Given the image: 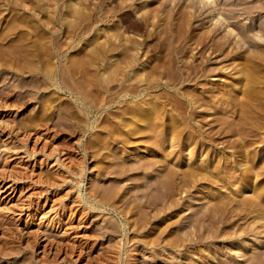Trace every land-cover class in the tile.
<instances>
[{"label":"rangeland","instance_id":"obj_1","mask_svg":"<svg viewBox=\"0 0 264 264\" xmlns=\"http://www.w3.org/2000/svg\"><path fill=\"white\" fill-rule=\"evenodd\" d=\"M240 1L0 0V247L16 248L2 263L264 256V49L234 36L264 38V0L250 16ZM232 62L256 75L259 97L233 89ZM119 162L134 169L120 174ZM156 176L171 196L134 225V201L156 198L146 187ZM112 186L120 195L105 206ZM254 238L259 251L243 250Z\"/></svg>","mask_w":264,"mask_h":264},{"label":"bare ground","instance_id":"obj_2","mask_svg":"<svg viewBox=\"0 0 264 264\" xmlns=\"http://www.w3.org/2000/svg\"><path fill=\"white\" fill-rule=\"evenodd\" d=\"M201 1H203V3H209L211 6H213L214 4H215V0H207V1H205V0H201ZM255 1V2H254ZM256 1H257V3H258V1H261V0H241L240 2H241V4L243 3V5H245L244 6V11L245 12H247L248 13V15L249 14H252V13H254L255 11H258V9H259V4L257 5L256 4ZM226 2V1H225ZM234 2V4H236V3H238V2H236V1H231V3H233ZM262 2V1H261ZM230 3V2H229ZM264 3V2H263ZM208 4V5H209ZM223 4V3H222ZM221 4V5H222ZM262 4V3H261ZM227 5H228V3H227ZM229 6H230V4H229ZM235 6V5H234ZM236 7V6H235ZM260 7H261V5H260ZM263 5H262V10H264L263 9ZM219 12L220 11H218V13L217 14H219ZM260 12V11H259ZM246 14V13H245ZM250 16V15H249ZM216 17V16H215ZM248 18V17H247ZM223 19V18H222ZM222 19L220 20L221 21V24L223 23L222 22ZM252 20V19H251ZM262 21V20H261ZM220 24V23H219ZM254 24V23H253ZM226 25V24H225ZM264 25V24H263ZM259 26V25H258ZM262 26V25H261ZM241 27H243V26H241ZM264 27V26H263ZM262 27V28H263ZM231 28V27H230ZM212 29V28H211ZM238 29V28H237ZM240 29V28H239ZM242 30H243V28H242ZM242 30H237L236 31V29H235V31H234V29H233V31L235 32V35L234 36H236V35H240V37H241V40H244L243 42H245V43H247V47H248V49H249V47H254L255 49H258V50H262L263 51V49H264V38H262L263 36H262V34H258V33H256L255 32V35L256 36H258V38L257 39H255V38H253V36H250L247 32H244V31H242ZM214 31V30H213ZM255 31V30H254ZM261 31H263V33H264V29H261ZM260 31V32H261ZM230 32H232V29H231V31ZM259 32V33H260ZM215 33H216V31H215ZM231 34H233V33H231ZM230 34V35H231ZM254 35V36H255ZM230 38V37H229ZM259 39V40H258ZM211 40V39H210ZM212 40H214V38L212 39ZM229 41V40H228ZM212 42H214V41H212ZM216 43H219V42H216ZM221 43V42H220ZM225 43H227V41L225 42H223V44H225ZM215 44V43H214ZM213 44V45H214ZM228 44H231V43H228ZM238 44V43H237ZM218 46H220V45H218ZM218 46H216V45H214V46H212L213 48H212V50H215L214 49V47H218ZM223 46H225V45H223ZM236 47V46H235ZM220 48V47H219ZM218 48V49H219ZM222 48V47H221ZM230 48V47H229ZM229 48H227V50H231V49H233L234 50V48H231V49H229ZM239 48V50H243L242 48H241V46H239L238 47ZM253 48V49H254ZM245 49V48H244ZM247 49V48H246ZM247 49V50H248ZM216 50H217V48H216ZM235 50H237V47H236V49ZM249 50H251V49H249ZM254 51V50H253ZM256 52H257V50H255ZM235 52V51H234ZM241 52H243V51H241ZM211 54H212V52H211ZM241 54V53H240ZM239 54V55H240ZM244 54H248V52L246 51L245 53H243V55ZM251 54V53H250ZM255 54V53H254ZM235 55V54H234ZM238 55V56H239ZM258 55V54H257ZM256 55V56H257ZM260 55V54H259ZM249 56V55H248ZM252 56V55H251ZM251 56H250V59H251ZM253 56H255V55H253ZM255 56V57H256ZM232 57V56H231ZM255 57H253L254 59H255ZM260 57V56H259ZM235 58L237 59V57H235L234 56V61H235ZM243 58V57H242ZM246 58H249V57H247V55H246ZM245 57L242 59V60H244V59H246ZM254 59H252V60H254ZM260 59H262V58H260ZM259 60V59H258ZM225 62V61H224ZM241 62H243V61H241ZM245 62L247 63V62H249V59L247 60H245ZM253 62V61H252ZM255 62V61H254ZM234 65H236L235 64V62H232ZM225 64V63H224ZM242 65H244L245 63H241ZM248 64V63H247ZM250 64V63H249ZM248 64V65H249ZM252 64V63H251ZM240 65V64H239ZM237 66L235 69V71L230 75L231 76V78H232V80H234V82H233V84H232V86H233V89L234 90H238V92H242V90H245L246 88H248V86L250 87V85H252V86H254V87H256L255 86V84L253 85L252 84V82L253 81H255V76H253L254 74H251L252 76H250V74L248 75L247 73V76H243V74L245 75V72H244V67L241 65V66ZM246 65V64H245ZM244 65V66H245ZM254 65V64H253ZM225 66V65H224ZM230 65H226V67H225V70H227L228 69V67H229ZM232 66V65H231ZM256 66V65H255ZM235 67V66H234ZM249 67H251V66H249ZM231 68V67H230ZM248 68V67H247ZM247 70V69H246ZM250 70V69H249ZM257 70V69H256ZM259 71V70H258ZM254 72V71H253ZM255 73V72H254ZM256 74V73H255ZM227 75V74H226ZM258 77V76H257ZM213 79L214 80H218L219 79V77L217 76H215V77H213ZM259 79V78H258ZM227 80V79H226ZM256 81H259V80H256ZM229 82H231V79L229 80ZM260 82H262V81H260ZM232 83V82H231ZM231 83H229V84H231ZM249 83H250V85H249ZM254 83V82H253ZM255 83H258V82H255ZM260 84V83H259ZM251 86V87H252ZM250 87V88H251ZM230 88H232L231 86H230ZM248 89L247 90V92L248 91H250L251 93H252V96H253V98H255L254 96L256 95V97L258 96V94H260V93H258L259 91V87L257 88V90L256 89H253V88H251V89ZM230 90H232V89H230ZM230 90L229 91H227V95L228 94H232V93H230ZM263 90V89H262ZM261 91V90H260ZM224 92V91H223ZM233 92V91H232ZM238 92H236V93H238ZM247 92H246V94H247ZM249 92V93H250ZM221 93V92H220ZM248 93V94H249ZM223 94V93H222ZM262 94H263V92H262ZM223 96V95H222ZM232 96V95H231ZM234 96V95H233ZM264 96V95H263ZM225 97H227V96H225ZM259 97V96H258ZM249 98V97H248ZM252 99V98H251ZM251 99H249V100H251ZM264 99V98H263ZM262 102V101H261ZM2 119V118H1ZM4 119V118H3ZM6 121V120H5ZM4 121V122H5ZM7 122V121H6ZM2 123V122H1ZM9 124V123H8ZM7 124V125H8ZM137 128V127H136ZM130 130V129H129ZM135 132V131H134ZM131 134V133H130ZM125 135V134H124ZM124 135H122V136H124ZM121 136V137H122ZM129 138V137H128ZM127 140H129V139H127ZM124 141H126V140H124ZM128 143V142H127ZM123 159V158H122ZM116 161V160H115ZM112 163V162H111ZM151 163V162H150ZM116 165V167L114 166V168L116 169V171H120V172H122V173H120V174H126V173H128L129 171H132L134 168L133 167H131V166H128L127 164L125 165V163H121L120 164V162L119 163H115ZM118 164V165H117ZM141 164V163H140ZM143 164V163H142ZM112 165V164H111ZM144 166H145V164H143ZM118 166V167H117ZM149 166V165H148ZM151 166V165H150ZM113 167V166H112ZM142 166H139V168H141ZM152 167V166H151ZM150 167V168H151ZM143 168V167H142ZM149 168V167H148ZM202 168V167H201ZM109 169H111V168H109ZM147 169V168H146ZM191 169V168H190ZM197 169V168H196ZM142 170V169H141ZM201 170V169H200ZM199 170V171H200ZM110 171V170H109ZM112 171H115V170H112ZM144 171V170H143ZM194 171V170H193ZM202 171V170H201ZM171 172V171H170ZM173 172V171H172ZM189 172L191 173V171L189 170ZM117 173V172H116ZM187 173V172H186ZM194 173V172H193ZM201 173V172H200ZM224 173V172H223ZM118 174V173H117ZM171 174V173H170ZM169 174V175H170ZM178 174V173H177ZM196 174H198V171L196 172ZM187 175V174H186ZM118 176V175H117ZM121 176V175H120ZM167 176H168V174H167ZM185 176V175H184ZM190 176V175H189ZM188 176V177H189ZM192 176V175H191ZM157 178H155L154 179V181H152V179H151V182H148L147 181V184H146V187L147 188H149L148 190L149 191H151V190H153L152 188L154 187V188H156L155 189V191H158L159 193H157V192H155L157 195H155V196H153L155 193H152L151 195L153 196V197H156L154 200H151V197H149V195H148V191L147 192H144L145 194H144V197H146L144 200L142 199H140L139 197V199L138 200H136L135 199V201H134V208L137 210V212L135 211H133L132 209V207H131V210H129L130 212V215H129V217H131V216H136V214L135 213H137V216L136 217H132L133 219H134V225H141L142 223H144V221H148V219H150L149 218V216H150V212L148 211L149 209H148V207L150 208V206H152V203H154V202H156V204H159V203H161L162 202V199H164V198H170V196H171V193H170V188H168V187H170V186H168L167 187V184H165L164 183V180H162V178H160L159 176H156ZM172 177H173V175H172ZM193 177V176H192ZM191 177V178H192ZM195 177V176H194ZM184 178V177H183ZM190 179V178H189ZM115 180V179H114ZM169 180V179H168ZM73 181V180H72ZM116 181V180H115ZM120 181V180H119ZM183 181V180H182ZM246 181V180H245ZM170 182V181H169ZM113 183H114V181H113ZM112 184V183H111ZM117 184H118V182H117ZM117 184H116V186H115V184L113 185L114 186V188L115 187H117V188H119L118 186H117ZM170 184V183H169ZM173 184V183H172ZM172 184H171V186H172ZM236 184V183H235ZM217 185V184H216ZM10 185H8V187H9ZM109 186V185H108ZM113 186L112 187H110V191L111 190H114L113 192H112V194H109V189L107 190L108 192H106V193H108V195H110V197H107L108 198V200L109 201H106V203H102L103 205H108L109 203H110V201L112 202V201H114V198L116 197V195L117 194H119V191L120 190H117V188H116V190L115 189H111V188H113ZM228 186V185H227ZM10 187H12V186H10ZM244 187V186H243ZM103 188V187H102ZM108 188V187H107ZM121 188V187H120ZM124 188V187H123ZM227 188V187H226ZM93 190V189H92ZM143 190H145V189H143ZM237 190V189H236ZM2 191H4L3 189H2ZM102 191V190H101ZM173 191V190H172ZM171 191V192H172ZM104 192V191H103ZM124 192V191H123ZM154 192V191H153ZM88 193H90V192H88ZM111 193V192H110ZM151 193V192H150ZM149 193V194H150ZM232 193V192H231ZM101 194V193H100ZM163 194V195H162ZM240 194V193H239ZM92 195V194H91ZM99 195V194H98ZM120 195V194H119ZM118 195V196H119ZM143 193L141 194V197L143 198ZM150 195V196H151ZM251 195V194H250ZM100 196H102V195H99V197ZM104 196H106L105 194H104ZM126 196V195H125ZM133 196V195H132ZM139 196V195H138ZM164 196V197H163ZM245 196V195H244ZM121 197V196H120ZM123 197V196H122ZM224 197V196H223ZM235 197V196H234ZM233 197V198H234ZM237 197H239L238 195H237ZM248 197H250V196H248ZM259 197V196H258ZM102 198V197H101ZM172 198H173V196H172ZM246 198V197H245ZM90 199H91V196H88V199H86L85 201H90ZM96 199V198H95ZM104 199V198H103ZM111 199H113V200H111ZM161 199V202L159 201ZM223 199V198H222ZM237 199V198H236ZM252 199V198H251ZM254 199H255V197H254ZM259 199H261V198H259ZM105 200V199H104ZM120 200H122V199H120ZM170 200V199H169ZM217 200V199H216ZM81 201H82V199H81ZM103 201V200H102ZM119 201V200H118ZM131 201H133V200H131ZM157 201H159V202H157ZM171 201V200H170ZM225 201V200H224ZM233 201V200H232ZM235 201V200H234ZM245 201V200H244ZM255 201V200H254ZM108 202V203H107ZM116 202V201H115ZM121 202V201H120ZM127 203H128V201H126ZM258 202V201H257ZM119 203V202H118ZM131 203V202H130ZM225 203V202H224ZM224 203H223V205H224ZM247 203H248V201H247ZM251 203V202H250ZM253 203V202H252ZM123 204V203H122ZM155 204V203H154ZM167 204V203H166ZM165 204V206H167ZM169 204V203H168ZM216 204V203H215ZM234 204V203H233ZM239 204V203H238ZM256 204V203H255ZM128 205V204H127ZM131 205V204H130ZM252 205V204H251ZM251 205H249V206H251ZM264 205V204H263ZM262 205V206H263ZM95 206V205H94ZM104 206V207H105ZM113 206V205H112ZM160 206V205H159ZM215 206V205H214ZM220 206V205H219ZM224 206H226V205H224ZM236 206V205H235ZM258 206V205H257ZM117 207V206H116ZM125 207V206H124ZM123 207V208H124ZM240 207H241V204H240ZM253 207V206H252ZM119 208V207H118ZM227 208H228V206H227ZM236 208V207H235ZM260 208V207H259ZM262 208V207H261ZM96 209V208H95ZM126 209V208H125ZM123 210L124 212H122V213H124L123 215H124V217L126 218L125 220L126 221H128V222H126V223H130L129 222V220L128 219H130L129 217H127V214H129V213H127L128 211L127 210ZM130 209V208H129ZM134 209V210H135ZM155 209V208H154ZM158 209H162V208H158ZM222 209V208H221ZM226 209V208H225ZM231 208H229V210H230ZM247 209V208H246ZM10 210V209H9ZM115 210V209H114ZM205 210V209H204ZM210 210H212V209H210ZM215 210H217V208H215ZM122 211V210H121ZM126 211V212H125ZM208 211V210H207ZM213 211V210H212ZM225 211V210H224ZM227 211V210H226ZM235 211V210H234ZM241 211V210H240ZM255 211V210H254ZM153 212V211H152ZM155 212H157V213H155L156 215V218H159L160 217V215H161V211L159 210H157V211H155ZM164 212V211H163ZM214 212V211H213ZM223 212V211H222ZM242 212V211H241ZM252 212V211H251ZM125 213H127V214H125ZM225 213V212H224ZM243 213V212H242ZM135 214V215H134ZM152 215H153V213H151ZM213 214H215V212L213 213ZM216 214H218V213H216ZM234 214V213H233ZM238 214V213H237ZM240 214V213H239ZM126 215V216H125ZM200 215V214H199ZM248 215V214H247ZM154 216V215H153ZM152 216V217H153ZM162 216V215H161ZM212 216V215H211ZM222 216V215H221ZM226 216H228L227 214H226ZM256 216V215H255ZM202 218V217H201ZM200 218V219H201ZM210 218V217H209ZM227 218V217H226ZM245 218V217H244ZM256 218V217H255ZM262 218V217H261ZM153 219H154V217H153ZM218 219V218H217ZM221 219V218H220ZM123 220V219H122ZM161 220V219H160ZM226 220V219H225ZM133 221V220H132ZM152 221V220H151ZM202 221V220H201ZM218 221H220V220H218ZM125 223V224H126ZM147 223V222H146ZM36 225H38L39 223H35ZM131 224L133 225V222H131ZM203 224V223H202ZM40 225V224H39ZM132 225H130V226H132ZM143 225V224H142ZM159 225V224H158ZM212 225V224H211ZM210 225V226H211ZM60 226V223L58 224L57 223V225H56V227H59ZM109 226V225H108ZM113 226V225H112ZM111 226V227H112ZM118 226V225H117ZM250 226V225H249ZM55 227V228H56ZM110 227V228H111ZM142 227V226H141ZM141 227H139V228H141ZM234 227V226H233ZM107 228H109V227H107ZM159 228V227H158ZM206 228H207V226H206ZM248 228V227H247ZM251 228V227H250ZM253 228V227H252ZM131 229V228H130ZM155 228H153V230H154ZM222 229V228H221ZM245 229V228H244ZM254 229V228H253ZM63 230V229H62ZM114 230V229H113ZM250 230V229H249ZM255 230V229H254ZM118 231V230H117ZM253 231V230H252ZM256 231V230H255ZM112 232V231H111ZM208 232V231H207ZM214 232V231H213ZM244 232V231H243ZM206 233V232H205ZM231 233H233V231L231 232ZM3 234V233H2ZM162 234V233H161ZM202 234V233H201ZM210 234V233H209ZM236 234V233H235ZM257 234V233H256ZM204 235V234H203ZM211 235V234H210ZM232 235V234H231ZM244 235V234H243ZM5 236V235H4ZM4 236H2V237H4ZM44 236V235H43ZM52 236V235H51ZM206 236H208L207 234H206ZM212 236V235H211ZM9 237V236H8ZM13 237V236H12ZM45 237V236H44ZM50 237V236H49ZM48 237V238H49ZM201 237V236H200ZM204 237V236H203ZM231 237V236H230ZM258 237V236H257ZM6 238V237H5ZM4 238V239H5ZM55 238V237H54ZM155 238V237H154ZM206 238V237H205ZM229 238V237H228ZM14 239H15V237H14ZM60 239V238H59ZM189 239V238H188ZM194 239V238H193ZM207 239V238H206ZM255 239V238H254ZM46 240L48 241V243L49 244H51L52 243V241H53V239H51V240H48L47 238H46ZM145 240V239H144ZM150 240V239H149ZM201 240V239H200ZM258 239L256 238L255 240H254V244L252 243H250V242H248V239H244L243 240V243H242V249L244 250V249H246L247 247H253L255 244L258 246L257 247V249H253L254 251H255V253L257 252V251H259V243H260V245H261V243L263 242V240H262V242L260 241V240H258ZM33 241V240H32ZM130 241V240H129ZM156 241V240H155ZM155 241L153 240V242H152V240L150 241V243L152 242V244L153 243H155ZM158 241H159V238H158ZM171 241V240H170ZM180 241H182V240H180ZM179 241V242H180ZM185 241V240H184ZM199 241V240H198ZM14 242V241H13ZM29 242V241H28ZM54 242V241H53ZM63 242V241H62ZM145 242V241H144ZM178 242V241H177ZM183 242V241H182ZM259 242V243H258ZM157 243V242H156ZM168 243V242H167ZM175 243V242H174ZM44 244V243H43ZM75 244V243H74ZM92 244H94V243H92ZM171 244V243H170ZM3 245V244H2ZM5 245V247H0V261H1V256L2 257H6V256H10V255H12V253H14L15 251H16V248L15 247H9V245L7 246V243L6 244H4ZM3 245V246H4ZM58 245V244H57ZM56 245V246H57ZM174 244H172V246H173ZM175 245H177V244H175ZM12 246V245H11ZM30 246H31V244H30ZM73 246V245H72ZM33 247V246H32ZM31 247V248H32ZM60 247V246H59ZM66 247V246H65ZM262 247V246H261ZM19 248V247H18ZM73 248V247H72ZM255 248V247H254ZM20 249V248H19ZM43 249V248H42ZM59 249V248H58ZM58 249H55V250H58ZM71 249V248H70ZM233 249V248H232ZM82 250V249H81ZM160 250V249H159ZM262 250V249H261ZM261 250L259 251L260 253H264V252H261ZM20 251V250H19ZM19 251H18V253H19ZM22 251V250H21ZM66 251V250H65ZM71 251H73V250H71ZM128 251V250H127ZM232 251V250H231ZM242 251V250H241ZM250 251H252V250H250ZM263 251V250H262ZM26 252H27V250H26ZM88 252V251H87ZM253 252V251H252ZM17 253V252H16ZM30 253V252H29ZM129 253V252H128ZM206 253V252H205ZM237 253V252H236ZM254 253V254H255ZM27 254V253H26ZM25 254V255H26ZM85 254V253H84ZM136 253H134V255H135ZM238 254V253H237ZM245 254H247V253H245ZM259 253H256V255L254 256L253 254V257L251 258L250 257V259L249 260H245V259H241V257L243 256V253L241 252L240 254H238V255H236V258H231V260H229V261H227V262H225V263H223V264H264V256H262V254L261 255H258ZM24 255V254H23ZM24 255V256H25ZM125 255V254H124ZM130 255V254H129ZM129 255H128V257H129ZM208 255V254H207ZM27 256V255H26ZM32 256V255H31ZM132 257V256H131ZM213 257V256H212ZM30 258V257H29ZM244 258V257H243ZM247 258V257H246ZM5 259V258H4ZM23 259H24V257H23ZM23 259H21V260H23ZM48 259V258H47ZM130 259V258H129ZM6 260V259H5ZM25 260V259H24ZM23 260V261H24ZM30 260V259H29ZM42 260H44V259H42ZM120 260H123V259H120ZM166 260V259H165ZM168 260V259H167ZM166 260V261H167ZM176 260V259H175ZM220 260V259H219ZM228 260V259H227ZM245 260V261H244ZM45 261H46V259H45ZM125 261V260H124ZM128 261V260H127ZM165 261V262H166ZM216 261V260H215ZM223 261V260H222ZM210 262V261H209ZM0 263H2V261L0 262ZM24 263V262H23ZM29 263V262H28ZM27 263V264H28ZM169 263V260H168V262L166 263V264H168ZM174 263V262H173ZM172 263V264H173ZM177 263V262H176ZM191 263V262H190ZM213 263V262H212ZM2 264H4V263H2ZM16 264H18V262L16 263ZM21 264V263H20ZM30 264V263H29ZM32 264V263H31ZM45 264V263H44ZM54 264V263H53ZM175 264V263H174ZM207 264V263H206ZM219 264H220V262H219Z\"/></svg>","mask_w":264,"mask_h":264}]
</instances>
